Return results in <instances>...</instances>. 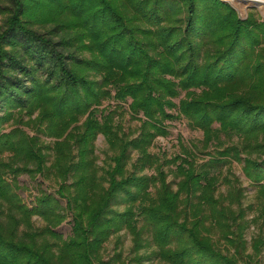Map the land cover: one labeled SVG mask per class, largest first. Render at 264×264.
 <instances>
[{
	"label": "trees",
	"instance_id": "1",
	"mask_svg": "<svg viewBox=\"0 0 264 264\" xmlns=\"http://www.w3.org/2000/svg\"><path fill=\"white\" fill-rule=\"evenodd\" d=\"M0 18V264H116L101 251L123 230L165 264H261L264 20L222 0H0ZM177 120L203 138L165 160L174 189L151 148ZM234 163L256 189L247 209L224 179ZM24 175L52 177L55 195L28 206Z\"/></svg>",
	"mask_w": 264,
	"mask_h": 264
},
{
	"label": "rangeland",
	"instance_id": "2",
	"mask_svg": "<svg viewBox=\"0 0 264 264\" xmlns=\"http://www.w3.org/2000/svg\"><path fill=\"white\" fill-rule=\"evenodd\" d=\"M226 3H229L237 10L240 17L242 19H246L249 14H255L258 19L264 20V0H222ZM262 2V3H261ZM2 25V19L0 18V27ZM178 102V101H177ZM114 105V102H110ZM109 102L105 103V107L108 106ZM123 116V124L125 126V130L130 132L131 134H136L137 129L139 127V122L131 119V116L127 113L128 105H123V108L119 110ZM170 134L167 137H159L155 142L153 147L151 148V152L158 154L162 158V164L164 171L169 173L168 181L172 182L174 189H176L175 182L179 180L175 178V174L173 173L174 166L173 164H166L165 160L173 159L176 155L181 153V145L182 143L186 146H189L192 143H199L203 136L201 132L193 131L187 125L186 120H177L172 122L171 128L169 129ZM31 134L32 131H29ZM137 136V135H136ZM47 142H50L48 139ZM96 156L98 157V164L100 167H103L106 154L108 152L107 143L102 135L98 136L96 142ZM136 158V156H135ZM209 159V156L205 154H201L199 158V163H202ZM148 170L146 173H152ZM224 179L226 177L234 179L237 176L240 179L239 185L244 189L245 198L243 199L244 208H249V205L252 203H256V194L254 187L250 185V183L245 179L242 174L241 165L239 163H234V165L229 168V165L224 169ZM19 185L22 190L18 191V194L22 197L25 204L30 207L35 205L36 197L40 194V191H44L48 194H54L57 190L56 182L52 177H42L38 175L36 179H31L27 175L20 177ZM227 183L223 180V183L219 185V192H226ZM61 205L63 208L66 207V201L61 200ZM118 210L123 211L124 206L118 208ZM66 221L55 231L62 235L65 239L72 235V215L69 211H66ZM255 216V211L247 210V218L246 220L251 221ZM35 227H43L44 224L42 221L35 217ZM258 233V226L251 223V227L246 232V238L248 243H251V239ZM102 253V259L104 261H111L116 255H120L121 258L116 264H138V260L142 262V264H165L162 260L159 259L157 255H155V248L150 246L140 251H134V242L133 237L129 234L128 231L123 230L119 234L113 235L110 239L104 244ZM251 253V249L248 251ZM261 264H264V253L262 256Z\"/></svg>",
	"mask_w": 264,
	"mask_h": 264
},
{
	"label": "bare ground",
	"instance_id": "3",
	"mask_svg": "<svg viewBox=\"0 0 264 264\" xmlns=\"http://www.w3.org/2000/svg\"><path fill=\"white\" fill-rule=\"evenodd\" d=\"M262 3V2H261Z\"/></svg>",
	"mask_w": 264,
	"mask_h": 264
}]
</instances>
